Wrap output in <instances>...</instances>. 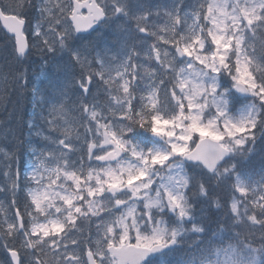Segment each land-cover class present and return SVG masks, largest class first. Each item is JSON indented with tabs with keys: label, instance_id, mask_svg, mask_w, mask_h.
<instances>
[{
	"label": "snow or ice",
	"instance_id": "snow-or-ice-1",
	"mask_svg": "<svg viewBox=\"0 0 264 264\" xmlns=\"http://www.w3.org/2000/svg\"><path fill=\"white\" fill-rule=\"evenodd\" d=\"M0 19V104L29 89L28 31L62 76L31 90L45 143L22 178L0 149V264H264V167L246 165L264 145V0H14ZM121 20L135 28L102 46Z\"/></svg>",
	"mask_w": 264,
	"mask_h": 264
},
{
	"label": "rangeland",
	"instance_id": "rangeland-1",
	"mask_svg": "<svg viewBox=\"0 0 264 264\" xmlns=\"http://www.w3.org/2000/svg\"><path fill=\"white\" fill-rule=\"evenodd\" d=\"M144 3L150 5V6H165V5H171L172 0H143ZM14 0H0V5L4 4H13ZM7 13H13V12H7ZM15 14V13H13ZM35 23V21H33ZM118 24H122L123 27L117 28V26L114 24L111 29H104L103 30V41H102V46L103 44H107V46L111 49L119 50L121 47L122 43L124 42L125 38L128 36V29H134L135 28V22L130 21L126 22L124 20L118 21ZM2 30L0 28V37H1ZM28 39H29V44L31 48V54L38 55V58H27V63L28 64V75L30 78V82L33 83L35 89H38L42 92L48 91L50 92L53 88L54 85L58 84L61 79V72L59 68L57 67V64L60 63L59 61V54L57 56V60L53 61L51 59L50 54L45 55L44 57H41L40 53L38 50L34 47H31L33 44V38L31 31L26 32ZM97 33H93V36H97ZM137 38H139L142 34L139 33H133ZM151 43V41H149ZM131 43V41H129ZM5 45L8 46V50H11V45L12 42L9 39H5L4 41L0 42V50L5 48ZM112 53H110L111 55ZM47 61V63H45ZM26 68V63L23 65ZM36 67V68H35ZM32 68H35L34 70ZM31 92V91H30ZM32 99V97H31ZM71 99H75V97H71ZM101 102L105 99L103 96H101ZM29 106L31 108L33 107V103H30ZM11 104H8L7 102H4L0 104V149L16 153L20 157V170H21V178L23 175V170L25 164L29 163V153L34 149L38 147H42L44 145V141L40 138L37 137L35 132L36 129H33V136L31 137L30 141L26 144V146H22L21 148H18L16 145V129H17V119L12 118V115L16 113L15 111L10 110ZM19 108V105L17 106ZM38 108V111L40 112V108ZM78 113H70L69 116L70 118L73 116H78ZM38 124H42V122L38 121ZM78 127V126H77ZM81 130L82 129H78ZM28 145V146H27ZM2 158V157H0ZM246 165L251 169L254 170L255 172H258L262 167H264V145H261L259 142L257 143L256 146V151L251 155L250 159L246 162ZM257 179L259 178L258 176L256 177ZM3 178L0 177V180ZM3 194H0V200H4ZM22 199V196H21ZM207 213H205L206 215ZM221 220L223 219V213L221 212ZM160 217H157L159 219ZM166 219V218H165ZM80 223V221H78ZM207 226H209V223L205 221ZM215 227L213 228L214 230L217 229V224L214 222ZM84 228V235L85 236H95V217H92V222L88 223L85 222L83 225ZM233 232L235 231H241V229H233ZM191 236V235H190ZM243 238V237H241ZM258 240V236H257Z\"/></svg>",
	"mask_w": 264,
	"mask_h": 264
},
{
	"label": "bare ground",
	"instance_id": "bare-ground-1",
	"mask_svg": "<svg viewBox=\"0 0 264 264\" xmlns=\"http://www.w3.org/2000/svg\"><path fill=\"white\" fill-rule=\"evenodd\" d=\"M1 41H4V38L2 36L0 37V42ZM29 57L31 59L33 57L38 58L39 56L34 55V54H30ZM28 64H29V61H28V63L26 62V68L28 67ZM35 68H32V69L34 70ZM33 88H35V87H34L33 83L30 82L29 89H28L29 90L28 91L29 92V98H30L29 104L32 103V99H31L32 95H31L30 91ZM22 100L23 99H21L20 103L22 102ZM29 104H27L25 106V110L22 109L19 112V115L16 116L15 113L12 115V118L17 117V120H19L18 121L19 124L17 125V129H16V137H15L16 138V145L18 148H22V146L23 147L26 146V144L30 141L31 137L33 136V129H29L27 122L29 120L33 119L34 114H35V117L37 118V122L39 121V119H38V116H39L38 108H31V106H29ZM20 108H21V105H20ZM10 110L13 111V107L12 108L10 107ZM24 123H25V125H24ZM22 129H23V132L21 131ZM176 254H178V253H176ZM176 254H174V255H176Z\"/></svg>",
	"mask_w": 264,
	"mask_h": 264
},
{
	"label": "trees",
	"instance_id": "trees-1",
	"mask_svg": "<svg viewBox=\"0 0 264 264\" xmlns=\"http://www.w3.org/2000/svg\"><path fill=\"white\" fill-rule=\"evenodd\" d=\"M29 91V90H28ZM27 91V93L23 96V100H22V104L20 103L19 104V108L18 107H16L15 108V110H16V116L17 115H19V112L22 110V109H24L25 110V106L27 105V104H29V101H30V98H29V92ZM20 105H21V108H20ZM13 107V105H11V108ZM16 119H17V117H15ZM18 121L19 120H17V125L19 124L18 123ZM24 125H25V123H24ZM24 127V126H23ZM22 132H23V129L21 130ZM216 212V211H215ZM215 212L214 213H211V215L215 218ZM219 214H221V212H218L217 213V215H219ZM223 218H224V216H223ZM221 219V218H220ZM210 222V225H209V227L210 228H214V222L213 221H209ZM229 241L226 239L225 240V246H226V244L228 243ZM231 243H233V244H235L236 243V241L235 240H232V241H230ZM187 257H186V255L183 253V252H181V255H178L177 256V259H178V262H177V264H180V261L181 260H183V259H186ZM224 257L223 256H221V259H223Z\"/></svg>",
	"mask_w": 264,
	"mask_h": 264
},
{
	"label": "water",
	"instance_id": "water-1",
	"mask_svg": "<svg viewBox=\"0 0 264 264\" xmlns=\"http://www.w3.org/2000/svg\"><path fill=\"white\" fill-rule=\"evenodd\" d=\"M82 9H86V8H82ZM81 9V10H82ZM87 10V9H86ZM9 15H11V14H9ZM85 15H87V14H85ZM0 22H1V25H2V27H3V29L7 32V33H9L8 31H7V28L5 27V21L3 20V19H0ZM9 34H11V33H9ZM12 35V34H11Z\"/></svg>",
	"mask_w": 264,
	"mask_h": 264
}]
</instances>
